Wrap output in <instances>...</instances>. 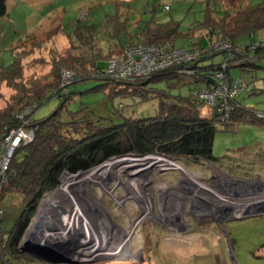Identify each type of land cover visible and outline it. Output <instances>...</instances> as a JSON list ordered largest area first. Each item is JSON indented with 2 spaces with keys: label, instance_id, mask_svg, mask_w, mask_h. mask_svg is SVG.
<instances>
[{
  "label": "rangeland",
  "instance_id": "obj_1",
  "mask_svg": "<svg viewBox=\"0 0 264 264\" xmlns=\"http://www.w3.org/2000/svg\"><path fill=\"white\" fill-rule=\"evenodd\" d=\"M262 1L8 0V12L0 18V66L13 62V45L18 51H23L32 47L34 49V44L41 41L43 47L40 53L44 59L38 72L44 73L49 66L46 61L53 60L58 53L62 54L67 46L61 26L65 32H71L78 21L95 23L100 28V36L109 27L114 35L112 40H117V44L112 42L109 35L101 37L97 43L102 51H108L106 58L122 54L124 47L118 43L128 46L140 41L144 28L157 22H172L177 26L176 46L207 47L206 37L211 28L203 24L198 26L208 12L217 20L225 10L233 15L248 4L257 5ZM122 26L125 29L120 31L119 27ZM250 40L255 43L264 40V29L254 31L251 38L245 35L235 42L237 45H247ZM195 43L198 45L194 46ZM94 51L97 53L99 50ZM215 53L201 58L203 61L200 65L221 62L223 54L212 56ZM98 60L104 70L106 60ZM193 65H188V69L169 67L181 74V82L160 80L150 85L172 96L187 97L191 90L201 86L196 81L198 72L195 73ZM230 72L232 76H241L246 85L238 96L241 105L263 110L264 58L258 61L257 69L247 71L234 67ZM62 75L61 85L67 83L65 87L69 86L71 93L69 100L61 106V98L50 96L36 112V119H42L58 109L59 119L63 122L70 121L72 114L81 112L80 116L85 115L87 122L99 120L102 126L107 127L119 124L125 118H147L158 114L156 98L143 101L134 96L149 91L140 85L127 86L111 81L105 85L104 80L96 78L71 85L72 82L64 81ZM37 83L45 84L41 80ZM24 87L21 92L8 86L6 81L0 82V112L9 104L14 106L24 103L26 98L23 94L27 93V86ZM34 104L38 105L37 102ZM206 106L201 107L202 114L215 113V110ZM80 121L71 126L73 131H82L86 127ZM215 126L212 154L218 158L227 153L233 156V160H225L224 163H228L220 167L208 163L191 165L181 159H168L156 154L146 156V163L141 165L136 161L138 158L128 153L110 156L87 170L77 171L86 173L97 170L92 174V179L80 187L68 183L69 188L65 192V196L73 195L72 199L66 198L69 201L80 199L83 216L85 214L87 219L81 228L72 215H67L64 217L73 228L70 224L66 227L59 224L57 228L62 233L65 229V233L73 230L82 232L85 242L93 239L96 250L102 249L96 252L100 261L76 264H264V126L240 121L233 122L227 128L220 123ZM148 162L153 167L160 166L165 175L153 169L147 176L145 164ZM67 180L65 183L62 180L60 186L47 191L60 189ZM43 194L27 230L33 222L35 231L38 221L50 217L47 213L38 212L42 208ZM0 204L5 211L1 227L6 231L22 208V196L16 192L6 193ZM26 233L21 241L26 238ZM60 234L59 231L55 233L56 237H62ZM79 252L87 253L89 250ZM29 264L56 263L35 259Z\"/></svg>",
  "mask_w": 264,
  "mask_h": 264
},
{
  "label": "trees",
  "instance_id": "obj_2",
  "mask_svg": "<svg viewBox=\"0 0 264 264\" xmlns=\"http://www.w3.org/2000/svg\"><path fill=\"white\" fill-rule=\"evenodd\" d=\"M7 2L8 0H0V18L8 12ZM107 21L108 19L104 21L105 25ZM212 22L213 26L210 25ZM202 24L211 28L210 37L212 40L227 39L236 44L235 41L238 38L245 35L251 38L254 31L264 29V1L257 5L248 4L238 9L233 15L225 10L217 20L208 12L205 20L198 27ZM61 28L67 46L62 50L64 51L62 54L58 53L53 60L46 61L50 67L47 65L48 70L44 73L38 72V67L44 59L40 53L43 47L41 41L34 44V49L32 47V49L23 51H18L13 45L11 47L13 62L7 66H0V82L6 81L8 86L21 92L24 91V86H27V93L23 94V97L26 98L24 103L21 105L17 103L14 106L9 104L0 112V140L3 127L20 124L21 121L16 117L17 112L32 102L34 108L28 117L27 126L35 129L33 141L16 149L8 180L2 184L0 182V200L5 197L6 193L13 194L15 192L21 194L23 200L18 216L8 230H2L1 224L4 219L3 217L0 219V264H29L32 260L37 259L28 252H21L19 243L34 215L41 195L59 185L60 177L64 171L73 173L86 170L110 156H121L128 153L136 155L159 154L181 159L191 165L202 166V164L208 163L220 167L228 163L229 160H233V156L227 153L218 158L212 154L216 123L226 126L225 128L237 121L258 123L264 126V117L256 116V111L262 110L242 106L238 97L232 100L234 107L230 117L227 120H221L216 111L212 115L202 114L201 107H204L205 103L194 97L191 92L187 97L172 96L151 87L150 83L160 80L181 82L182 76L177 73L175 68H167L157 71L149 77L138 76L130 80L111 78L106 75V68L102 70L99 66L98 59H105L107 67V61L115 55H109L106 58L108 51L104 52L102 48L97 47L99 39L105 35H109L112 40L114 35L108 29L109 27L103 30L105 31L103 36H100V28L95 23L86 24L78 21L71 32H65L62 26ZM119 29L122 31L125 28L122 26ZM141 35L143 38L140 41L137 40L128 46L118 44L124 49L137 44L160 42H171L176 45L174 40L178 31L177 26L172 22H157L151 26L147 25ZM171 37L174 38L171 39ZM116 41L112 40L115 43ZM262 42L264 40L258 43L250 40V43H255L257 46L256 52L253 53L250 60L232 61L234 64L228 70L232 79L238 77L231 75L230 71L234 67L247 71L258 68V61L264 58V48L260 47ZM248 45L244 46L248 47ZM188 48H192V46ZM95 49L99 51L96 53ZM124 49L121 50V53ZM217 54H223V58L225 57L224 53ZM119 55L121 54H116V56ZM202 61L193 65L195 73L198 72L195 77L197 83H201L200 87L214 82L213 75L217 65L212 63L203 66L200 65ZM64 70L73 73L71 85L89 78L102 79L105 85L110 81L127 86L140 85L149 91L134 96L140 97L143 101L156 98L158 114L147 118H125L121 123L107 127L102 126L99 120L87 122L85 115L84 117L80 116L81 112L72 114L70 121L63 122L59 119L58 109L42 119H36V112L50 96L61 98V106L69 100L71 94L69 86L66 87L65 92L61 89V75ZM27 76H29L27 81H22L20 84L19 82L25 80ZM38 78L45 84L37 83L39 82ZM35 102L38 105H35ZM17 105L19 106L16 108ZM120 106L122 107V104ZM79 121H83L86 127L82 131H73L71 126ZM225 160L228 162L224 163ZM29 231L30 233L34 232L33 223ZM29 231L26 238L30 235Z\"/></svg>",
  "mask_w": 264,
  "mask_h": 264
},
{
  "label": "built area",
  "instance_id": "obj_3",
  "mask_svg": "<svg viewBox=\"0 0 264 264\" xmlns=\"http://www.w3.org/2000/svg\"><path fill=\"white\" fill-rule=\"evenodd\" d=\"M207 34V47L186 48L176 46L171 42L137 44L127 47L121 55L109 58L105 73L111 78L120 80H130L138 76L149 77L153 73L167 69L170 66L188 69V65L195 64L212 52L224 53L225 57L223 60L215 66L214 82L193 89L191 94L200 101H203L208 107L213 108L220 115L221 120H227L234 107L232 100L238 97L241 90L246 86L241 76L235 79L230 78L228 74L229 67L234 64L233 60L239 62L250 60L253 57V53L256 52L257 46L255 43H250L248 47L236 45L227 39L212 40L210 33ZM260 47L264 48V42L260 43ZM180 71L182 73L185 72L183 70ZM62 77L64 81L71 82L73 73L69 70H64ZM66 85L67 83L61 85L63 91H66ZM32 108H34L33 105L26 106L16 114V117L21 121L20 124L13 127L6 126L3 130L2 139L0 140L1 184L5 183L9 177L11 162L16 149L22 145L29 144L34 139L35 129L27 126L28 117L32 114ZM256 116L264 117V110L256 111ZM131 155L138 158L136 161L141 165L146 163V156L150 157V155ZM145 166L147 168H145L147 176H149L148 172L150 173L154 171L153 169H156L150 162L145 164ZM150 168L152 169L150 170ZM75 173L64 171L60 177V183L62 180L65 183L67 179L84 172ZM47 192L43 194L42 199L45 197V194L50 193ZM4 212L0 204V219L3 217Z\"/></svg>",
  "mask_w": 264,
  "mask_h": 264
},
{
  "label": "water",
  "instance_id": "obj_4",
  "mask_svg": "<svg viewBox=\"0 0 264 264\" xmlns=\"http://www.w3.org/2000/svg\"><path fill=\"white\" fill-rule=\"evenodd\" d=\"M156 155H159V154H156ZM159 156L170 159V157H166L163 155H159ZM156 169L160 170L161 168L159 166V167H156ZM163 173L164 171L161 172V174L165 175V173L164 174ZM35 226H36V229L34 232H31L32 234L29 231L30 227L28 230L27 229L25 230V232L29 231L30 235L27 238H25L23 241H21L19 245V250L21 252H28L37 259H40V260H43L49 263H56V264H76L77 262H83V263L87 262L88 263V262L100 261L98 260L99 257H96V252L101 251L102 247L101 249L96 250V247L94 245L96 242L93 239H89V241L85 242L84 240L85 235L82 232L76 231V232L71 233L70 235L67 234L69 235V237H67L64 240L58 241L54 239L53 240L54 242H51L49 238L52 237L56 233V229H58L57 228L58 224L56 223V221H54V218L44 217L43 220L38 222ZM37 233H40V234L38 235ZM85 249H87V251L89 250V252L87 253L79 252ZM94 256H95V259H94ZM86 259H92L93 261L86 260ZM109 260L111 259L109 258ZM83 263H79V264H83Z\"/></svg>",
  "mask_w": 264,
  "mask_h": 264
},
{
  "label": "bare ground",
  "instance_id": "obj_5",
  "mask_svg": "<svg viewBox=\"0 0 264 264\" xmlns=\"http://www.w3.org/2000/svg\"><path fill=\"white\" fill-rule=\"evenodd\" d=\"M96 171H97L96 169H93V170H90L86 173L78 174L76 176L71 177L69 180H67L68 182H66L65 185H61L62 188L60 187V189H59V187H58V189L53 190L51 193H49L47 196H45L42 199V206H41L42 208H40V210L38 212H40V213L42 212L44 214L47 213L50 217L54 218V221H56V223L58 225L60 224V226H62V227H66L67 225L69 226V224L71 225L69 220L67 218H65L64 216L72 215V218L76 221L75 223L77 224V226L81 225V228H82V225H83L82 223L87 218L85 217V214L83 216L82 204L79 201L80 199H78L77 195H76L75 198H77V199H75V201H74V199L69 201L66 198L69 197V199H72L73 195L68 196V194H66L67 196H65V192H66L67 187L69 186L68 183H71L72 185L74 184L76 186V188L80 187V185H84L86 182H88V180L90 181V179H92L91 178L92 174L95 173ZM63 193H64L65 197L63 196ZM58 197H60V200H58ZM45 204H47V205L44 207ZM54 204H56V205L54 206ZM39 214H38V216H39ZM38 216L35 219H37ZM71 226L73 228V225H71ZM56 231H59L61 233L60 235H62V237L59 238V235H57V237H56L55 234L53 236L51 234V236L53 238V239L49 238V240H51V242H54L53 241L54 239L58 240V241L64 240L67 237H69V235L71 233L76 232L73 230L72 232H67V233L63 232L62 233L60 231V229H56ZM65 231H67V230H65ZM67 234H69V235H67Z\"/></svg>",
  "mask_w": 264,
  "mask_h": 264
},
{
  "label": "flooded vegetation",
  "instance_id": "obj_6",
  "mask_svg": "<svg viewBox=\"0 0 264 264\" xmlns=\"http://www.w3.org/2000/svg\"><path fill=\"white\" fill-rule=\"evenodd\" d=\"M233 182H235L234 180H232ZM238 186V185H237Z\"/></svg>",
  "mask_w": 264,
  "mask_h": 264
}]
</instances>
